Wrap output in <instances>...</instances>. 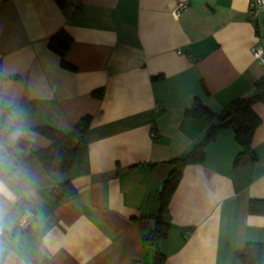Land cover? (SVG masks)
<instances>
[{
    "label": "crops",
    "instance_id": "obj_1",
    "mask_svg": "<svg viewBox=\"0 0 264 264\" xmlns=\"http://www.w3.org/2000/svg\"><path fill=\"white\" fill-rule=\"evenodd\" d=\"M178 1L0 2V124L8 127L0 137V264H155L156 250L163 264H245L237 252L248 242L261 245L264 264V212L249 211L251 198H264V101L252 105L260 117L256 159L235 164L242 147L231 126L222 128L204 160L184 166L167 234L155 244L144 239L166 161L212 122L185 110L197 97L218 112L264 77L251 53L257 27L249 0H185L176 14ZM59 28L72 38L65 58L74 68L47 45ZM85 115V147L68 170L48 172L37 157L20 163L9 153L17 139L48 147L39 126L62 130L73 149ZM65 181L76 193L57 201L51 189ZM24 208L36 219L19 228Z\"/></svg>",
    "mask_w": 264,
    "mask_h": 264
},
{
    "label": "trees",
    "instance_id": "obj_2",
    "mask_svg": "<svg viewBox=\"0 0 264 264\" xmlns=\"http://www.w3.org/2000/svg\"><path fill=\"white\" fill-rule=\"evenodd\" d=\"M56 2L61 8H64L67 3L75 8L79 7L80 4L78 2L76 5H73L69 0H56ZM71 43L72 38L64 28H59L47 41L48 47L59 54L61 65L67 68H74V65L65 58ZM94 93L101 96L102 90L98 89ZM257 101H264L263 76L254 80L253 91L251 93L231 99L218 112H212L197 97L194 99L192 105L185 110V115L188 117L208 116L212 122L208 126L205 135L187 152L166 161L169 163L170 169L158 192L157 206L151 213V216L155 219V226L144 237L146 242L155 244L167 234L170 226V222L167 219L168 205L171 194L181 178L184 166L188 163L203 161L205 158L204 149L207 143L213 140L222 128L231 126L234 130L236 141L242 147L241 151L234 158L235 164L245 155L251 160L256 159L251 142L254 131L260 122L259 115L252 107L253 103ZM89 122L90 115H85L75 124L80 134V140L73 149L66 148L65 134L62 130L50 126H39L36 127V130L51 141L48 147L33 148L30 142L17 139L12 142L9 153L17 162L22 163L31 157H37L46 171L58 170L64 172L73 165L77 150L85 147L83 132L89 125ZM17 147L25 149L26 154L18 157L13 151ZM51 192L56 200L59 201L65 198H72L76 190L71 182L65 181L53 186ZM249 211L264 212V198H251L249 200ZM260 252L261 245L259 243L248 242L243 250L237 252V255L245 264H257L259 262ZM163 261L164 255L156 250L154 253L155 264H163Z\"/></svg>",
    "mask_w": 264,
    "mask_h": 264
},
{
    "label": "built area",
    "instance_id": "obj_3",
    "mask_svg": "<svg viewBox=\"0 0 264 264\" xmlns=\"http://www.w3.org/2000/svg\"><path fill=\"white\" fill-rule=\"evenodd\" d=\"M2 0H0L1 2ZM188 6V2L185 0H180L174 6V12L176 14L180 13L183 9ZM249 10L255 20L257 27V42L251 46V53L254 58L264 65V23L259 20L261 12H264V0H249ZM159 104H155V108H158ZM8 131V127L4 124H0V137L2 134ZM36 219V213L32 208H24L21 210L17 220L16 225L19 228H27ZM186 230V232H188ZM2 230H0V235ZM135 264H141V262H136Z\"/></svg>",
    "mask_w": 264,
    "mask_h": 264
},
{
    "label": "water",
    "instance_id": "obj_4",
    "mask_svg": "<svg viewBox=\"0 0 264 264\" xmlns=\"http://www.w3.org/2000/svg\"><path fill=\"white\" fill-rule=\"evenodd\" d=\"M73 5H76L78 2H79V0H69ZM161 187H162V184H160V186H159V190L161 189ZM150 224H151V229H154V226H155V219L154 218H151L150 220Z\"/></svg>",
    "mask_w": 264,
    "mask_h": 264
}]
</instances>
